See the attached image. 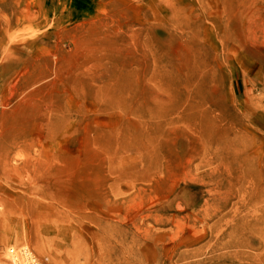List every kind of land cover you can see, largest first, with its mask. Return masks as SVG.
I'll return each mask as SVG.
<instances>
[{
    "label": "rangeland",
    "instance_id": "374dc122",
    "mask_svg": "<svg viewBox=\"0 0 264 264\" xmlns=\"http://www.w3.org/2000/svg\"><path fill=\"white\" fill-rule=\"evenodd\" d=\"M261 264L264 0H0V264Z\"/></svg>",
    "mask_w": 264,
    "mask_h": 264
},
{
    "label": "built area",
    "instance_id": "2783aa9c",
    "mask_svg": "<svg viewBox=\"0 0 264 264\" xmlns=\"http://www.w3.org/2000/svg\"><path fill=\"white\" fill-rule=\"evenodd\" d=\"M22 253L26 257V259L23 262L17 260L18 261L17 264H41L38 258L35 255H33L29 250L24 249Z\"/></svg>",
    "mask_w": 264,
    "mask_h": 264
},
{
    "label": "bare ground",
    "instance_id": "6f19581e",
    "mask_svg": "<svg viewBox=\"0 0 264 264\" xmlns=\"http://www.w3.org/2000/svg\"><path fill=\"white\" fill-rule=\"evenodd\" d=\"M26 250H29L28 247L26 248ZM8 253H9L10 256H14L12 262L8 263V264H17L18 261H17V259L15 257V256H17V248H15V247L9 248ZM100 264H103V263H100ZM261 264H264V259H263V263H261Z\"/></svg>",
    "mask_w": 264,
    "mask_h": 264
}]
</instances>
